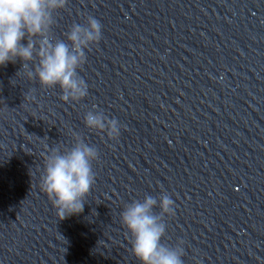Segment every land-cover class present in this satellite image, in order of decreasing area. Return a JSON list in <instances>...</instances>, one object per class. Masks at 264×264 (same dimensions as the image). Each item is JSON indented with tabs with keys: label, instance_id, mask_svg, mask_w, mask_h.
<instances>
[{
	"label": "clouds",
	"instance_id": "9594fccd",
	"mask_svg": "<svg viewBox=\"0 0 264 264\" xmlns=\"http://www.w3.org/2000/svg\"><path fill=\"white\" fill-rule=\"evenodd\" d=\"M69 0H0V66L21 62L17 76L38 80L43 88L62 90L65 102H80L89 94L88 84L79 74L87 63V51L102 39L100 20L88 15L83 24L73 23L63 38L54 34L58 13ZM15 79L10 82L14 85ZM90 130L118 140L124 128L93 106L84 116ZM98 149L76 135L70 147H49L41 176V190L56 210L59 220L83 212L96 182L94 162ZM157 209H159L157 211ZM175 215L173 199L145 194L127 203L120 213L121 223L131 236V252L140 264H184V241L167 243L166 218Z\"/></svg>",
	"mask_w": 264,
	"mask_h": 264
},
{
	"label": "water",
	"instance_id": "95a60500",
	"mask_svg": "<svg viewBox=\"0 0 264 264\" xmlns=\"http://www.w3.org/2000/svg\"><path fill=\"white\" fill-rule=\"evenodd\" d=\"M264 77V0H201Z\"/></svg>",
	"mask_w": 264,
	"mask_h": 264
}]
</instances>
